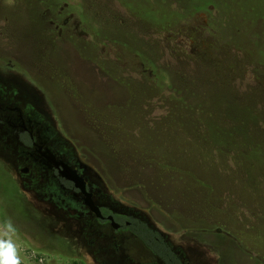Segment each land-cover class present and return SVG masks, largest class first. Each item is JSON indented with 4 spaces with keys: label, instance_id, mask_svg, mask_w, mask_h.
Here are the masks:
<instances>
[{
    "label": "rangeland",
    "instance_id": "1",
    "mask_svg": "<svg viewBox=\"0 0 264 264\" xmlns=\"http://www.w3.org/2000/svg\"><path fill=\"white\" fill-rule=\"evenodd\" d=\"M225 1L155 35L110 0H0V107L37 117L102 207L159 228L189 264H264V0ZM183 3L129 7L161 25ZM5 131L0 239L21 264H116L117 233L58 201ZM257 146L261 169L236 165ZM138 244L124 251L149 264Z\"/></svg>",
    "mask_w": 264,
    "mask_h": 264
},
{
    "label": "flooded vegetation",
    "instance_id": "2",
    "mask_svg": "<svg viewBox=\"0 0 264 264\" xmlns=\"http://www.w3.org/2000/svg\"><path fill=\"white\" fill-rule=\"evenodd\" d=\"M0 125H2L3 129L6 128L5 134L2 135V138L11 137L16 140L18 145L16 151L23 158L28 159L33 165L38 166L47 173L50 184L48 190L56 194V199L58 201L64 200L65 206H74L77 210L82 211L87 217L95 219L96 222L109 225L112 230L117 233V235H113V238L119 236L120 239L119 243L114 245L115 254L118 256L116 264H141V262H133V260H129L130 250H128V252L124 251V249H131L132 244H135V242L136 244L137 242L139 243L138 245L141 247L140 250L151 260L148 262L149 264H189V262L186 261L183 250L176 247V244L172 239L168 240L159 228L153 227L140 217L112 213L102 207V205L95 199L93 192L94 189L89 187L82 173L72 165V158L67 153L57 150L56 144H49L50 140L53 139V134H48L47 130L42 129V123L37 117L25 118L17 108L11 109L7 107L2 109L0 107ZM0 168L2 167L0 166ZM66 169L74 170L77 175L82 178L86 186V191L91 195V200L94 206L99 209L102 219L97 218L89 206L84 202V195L75 187L74 183L63 176ZM22 170L26 171L22 172ZM20 172L25 175H28L29 173L27 167L22 168ZM16 183L17 182L14 181L15 188L18 189L17 194L19 195L16 199L17 203L26 204V199ZM1 211H3V208H1ZM36 211V209H33V212ZM136 221L145 223L152 231L157 233L166 243L168 249H166L161 255L152 252L139 239V236L135 232L134 229L140 231ZM123 235H126V237ZM148 239L151 242H154L153 239Z\"/></svg>",
    "mask_w": 264,
    "mask_h": 264
},
{
    "label": "trees",
    "instance_id": "3",
    "mask_svg": "<svg viewBox=\"0 0 264 264\" xmlns=\"http://www.w3.org/2000/svg\"><path fill=\"white\" fill-rule=\"evenodd\" d=\"M112 3H114V8L116 9V12L119 13L121 17H123L127 22L131 23V25L134 27V30L137 28L140 29H145L147 33L149 34H157L161 35L165 32H169L171 29L175 28L178 23L183 21L184 18L188 16L189 11L193 12H206L208 11V7H213V8H222L223 10L225 9L226 11L229 10V3H227L225 0H186V3H183V5L178 6H172L170 7V18L169 20H164L163 24L159 25L160 20L157 19H147L144 18L143 16L140 15V12H135L132 10V8L129 7L130 1L131 0H110ZM63 3V2H59ZM219 3V4H217ZM236 0L234 5H236ZM66 5V10L70 9L74 11L75 9L79 11V15L77 16L78 19L81 20L82 23L83 21V15L81 13L80 6L76 3H69L65 2ZM224 18V23L226 24L227 17L223 16ZM263 64V63H260ZM264 65V64H263ZM260 149V150H259ZM238 155H235V162L236 165L240 164V167H243V169L247 172L254 168V165L256 167L261 169L262 166V149L260 146L257 147H252V148H247L244 153H237ZM248 160L251 162V164H254L253 167L251 166H246L244 161ZM243 161V162H242ZM238 162V164H237ZM255 169V168H254ZM257 177L260 179L259 181L264 182V171L257 172ZM18 189H14L12 191V196L15 197L16 199L19 197L17 194ZM1 205V204H0ZM0 208H2L0 206ZM137 222V226L140 229L138 231L137 229H134L137 235L139 236V239L155 254L161 255L163 252L168 249L166 246V243L163 241V239L154 231H152L145 223L143 222ZM148 238L153 239L154 242H151ZM237 239L239 240L238 236ZM242 242V240H241ZM240 243V240H239Z\"/></svg>",
    "mask_w": 264,
    "mask_h": 264
},
{
    "label": "clouds",
    "instance_id": "4",
    "mask_svg": "<svg viewBox=\"0 0 264 264\" xmlns=\"http://www.w3.org/2000/svg\"><path fill=\"white\" fill-rule=\"evenodd\" d=\"M12 226L8 225V232H13ZM7 235V233H5ZM0 264H21L15 244L9 239H0Z\"/></svg>",
    "mask_w": 264,
    "mask_h": 264
},
{
    "label": "water",
    "instance_id": "5",
    "mask_svg": "<svg viewBox=\"0 0 264 264\" xmlns=\"http://www.w3.org/2000/svg\"><path fill=\"white\" fill-rule=\"evenodd\" d=\"M23 171L26 170H22V172ZM63 176L74 183L75 187L79 189L84 195V202L89 206V208L96 215L97 218L102 219V215L99 209L94 206L91 200V195L86 191V186L82 178L78 176L77 173L72 169H66V172L63 173Z\"/></svg>",
    "mask_w": 264,
    "mask_h": 264
}]
</instances>
